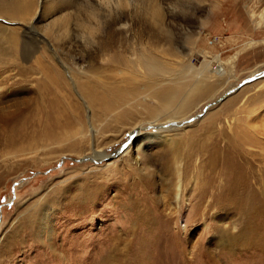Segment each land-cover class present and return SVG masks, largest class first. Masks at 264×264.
<instances>
[{"label": "rangeland", "instance_id": "374dc122", "mask_svg": "<svg viewBox=\"0 0 264 264\" xmlns=\"http://www.w3.org/2000/svg\"><path fill=\"white\" fill-rule=\"evenodd\" d=\"M88 1L96 8L95 18H86L94 28L92 38L80 36L75 25L77 4L69 9L73 16L66 37L58 28L44 36L47 22L35 20L34 36L43 48L71 47L70 60L85 68L91 60L104 68L142 48L157 60L161 59L157 50H166L180 64L173 66L175 73L185 65H204L214 75L208 81H213L215 90L187 110L178 126L181 131L161 134H183L194 141L220 129L264 165V0H155L159 7L155 15L151 0H118V4L110 0V5ZM59 57L67 62L65 56ZM33 67L0 65V264H115L104 261L114 247L124 264H264V203L197 205L191 177L182 181L177 200L173 181V186L151 189L147 197L124 193L113 199L120 191L114 186L83 211L78 204L67 205L66 197L76 188L72 171L103 166L105 159L87 151L85 155L63 150L74 137L61 116L55 139L37 138L42 126L34 121L44 115L37 88L41 77ZM191 78V74L179 76L183 84ZM30 101L37 113L27 111ZM155 141L146 142L143 149L133 147L130 155L139 159V169L124 170L126 181L141 186L148 178L142 177L148 169L140 157L156 150ZM113 147L117 150L120 144ZM219 150L221 161L231 160ZM112 151L108 149L107 156ZM153 179L160 181L158 176ZM255 181L257 197L264 202L259 173ZM58 243L65 245L54 255L50 245L57 248Z\"/></svg>", "mask_w": 264, "mask_h": 264}, {"label": "bare ground", "instance_id": "6f19581e", "mask_svg": "<svg viewBox=\"0 0 264 264\" xmlns=\"http://www.w3.org/2000/svg\"><path fill=\"white\" fill-rule=\"evenodd\" d=\"M151 1L150 10L155 15L159 7L155 0ZM95 2L111 3L110 0ZM77 4L80 6L75 25L80 36L92 38L94 28L89 26L86 18H95L96 8L88 0H0V65L31 63L33 72L41 77L37 80V88L44 118L34 121L42 126L37 138L42 141L55 139L54 129L61 116L74 137L73 142L69 140L63 146V150L74 149V153L83 152L85 155L87 151L95 158L105 159L103 166H86L81 167L79 172L76 169L72 171L75 174L71 176L77 180L73 186L76 188L66 197L67 205L78 204L83 211L89 203L104 196L105 191L114 186L120 191L113 199L124 193L147 197L151 189L172 185L173 181L177 200L185 177L193 178L192 190L197 205L204 202L206 207L262 205L264 202L257 197L253 182L256 183L255 178L259 173L261 181L258 190L264 191V165L253 160V151L236 146L232 136L220 129L194 141H187V136L183 134L178 137L161 134V131H181L183 128L178 129V126L182 124L180 120L184 119L187 110L215 90L213 81H208L214 75L208 74L207 67L185 65L179 73H175L173 66L178 63L171 60L166 50H157L161 55V59L157 60L142 48L132 52L127 59L116 60L104 68L95 67L92 60L85 68L79 62L70 60L71 47L43 48L41 41L34 36L38 33L35 20L47 22L42 30L44 36L58 28L66 37L73 14L69 9ZM82 12H85V19L81 18ZM36 49L39 52H35ZM59 55L65 56L67 62ZM19 73L25 76V80L28 79L25 73ZM188 74L193 79L186 84L180 83L179 76ZM29 109L37 113L32 101L28 102L27 111ZM148 127L156 131H143ZM127 132L130 135L128 139ZM57 135L61 136L60 133ZM152 141L158 146L156 150L151 155L148 153L150 158L144 152L140 157L144 170L148 169L142 177L148 178L143 183L139 182L141 186L136 182L129 183L124 170L135 172L139 166V159L130 155L131 150L134 146L143 149L146 142L149 145ZM115 144H120L119 149L115 150ZM220 147L231 160H220ZM108 149L113 151L107 156ZM196 158L199 159L198 163L194 162ZM155 176H158L160 183L153 179ZM65 178L62 181H66ZM222 179L224 183L220 182ZM34 220L32 225L35 224ZM40 224L46 226L45 222ZM64 245L61 243L57 248L50 245V250L57 255L55 253L59 254ZM109 252L104 261L124 264L118 248L114 247ZM56 260L64 263L61 258Z\"/></svg>", "mask_w": 264, "mask_h": 264}]
</instances>
